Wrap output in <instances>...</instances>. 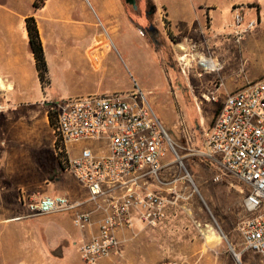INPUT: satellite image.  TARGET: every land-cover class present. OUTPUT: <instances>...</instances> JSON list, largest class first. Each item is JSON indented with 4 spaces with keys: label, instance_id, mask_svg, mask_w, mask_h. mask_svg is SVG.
<instances>
[{
    "label": "rangeland",
    "instance_id": "obj_1",
    "mask_svg": "<svg viewBox=\"0 0 264 264\" xmlns=\"http://www.w3.org/2000/svg\"><path fill=\"white\" fill-rule=\"evenodd\" d=\"M20 1L22 11H32L29 0ZM227 1L220 0L218 5L225 6ZM148 4L153 5L150 0ZM98 5L96 0H50L41 9L38 18L46 44L48 74L43 83L37 81L35 61L33 64L26 46L18 67L28 70L27 89L33 93L13 97V104L18 109L14 110L16 117L22 115L21 118L29 119L30 116L27 117L21 108L31 103L30 108L36 111L35 118L41 120L37 113L38 106L42 112L46 109V102L53 98L46 95L47 91L44 90L47 88L64 98L93 93L98 89L103 93L135 92L143 95L175 145L178 157L170 153L166 161L173 163L166 167L168 170L164 175L163 171L158 173V180L168 185L159 183L154 176L151 178L153 182H149L164 189L166 194L161 196L167 200L177 195V202L168 208L167 215L183 219L182 225L193 234V240L204 242L206 237H216L221 240L227 253L229 248L233 250L232 245L236 251H241L243 245L237 224L247 216L244 208L247 187L224 176L215 181L214 178L220 174L216 164L205 162L194 154L203 151L204 141L219 109V103L205 102L201 95L212 90L217 78L222 80L223 87L225 78H229L232 84L242 82L244 87L264 76L263 11L261 14L255 4L247 5L246 12L250 8L253 10L250 11L251 15H245V20L255 18L258 25L240 45L233 44L229 36L223 35L230 33V30L222 28L208 44L199 47L196 44L193 51L185 47L187 51L179 53L180 48L170 43L163 33L168 23L160 20L155 10L147 22L140 20L143 29H139V32L145 36L151 48L149 50L139 38H135L133 29L119 24L118 31L114 30L108 24L110 18L101 13ZM129 12L138 21L137 16ZM223 13L221 20L223 24H228L231 16ZM147 25H151L157 33H147L144 29ZM216 39H222L226 45H214ZM196 53L203 55L197 57ZM204 57L211 58L221 70L204 72L202 68H213L207 66L206 61L199 60ZM38 87L42 89V96ZM60 97L56 96L58 100ZM181 120L185 122L188 134L183 132ZM45 128L47 126L39 129L42 141L46 140ZM84 147L106 148L102 142L91 141L71 145L73 154ZM59 175L67 182L76 183L84 191L83 198L88 197L87 191L71 173L60 170ZM224 179L231 183L232 188H228ZM63 180L48 184L50 188L53 185L58 187ZM20 211L21 208L19 214ZM64 214L27 217L14 222L1 219L0 264H83L78 255L80 240L76 237L79 231L72 225L71 213ZM231 257L232 264H240V261L245 264L247 257L260 259L252 252L243 254L240 259ZM258 262L261 264L260 260Z\"/></svg>",
    "mask_w": 264,
    "mask_h": 264
},
{
    "label": "built area",
    "instance_id": "obj_2",
    "mask_svg": "<svg viewBox=\"0 0 264 264\" xmlns=\"http://www.w3.org/2000/svg\"><path fill=\"white\" fill-rule=\"evenodd\" d=\"M246 9L244 5L233 6L231 21L223 27L230 30L223 35L235 45H240L258 25L255 18L245 20ZM203 59L214 66L207 70L201 67L204 72L221 70L211 58ZM222 88L223 82L217 78L212 90L201 95L205 102L219 103V109L203 151L194 155L216 164L220 174L215 181L224 176L247 187V216L237 224V231L244 251L257 254L264 264V76L220 99ZM46 110L58 162L87 191L88 197L80 202L65 194H23L20 204L27 217L71 213L72 225L80 232L92 225V212L82 210L85 204H91L101 218L97 234L78 245L81 262L99 264L106 258H120V231L132 230L137 222L158 227L168 208L177 202L176 194L167 200L149 189L152 176L158 180V173L163 170L162 161L170 153L177 157L175 145L145 97L135 92L49 100ZM180 126L188 134L183 120ZM86 141L104 143L105 152L84 147L72 156L70 146Z\"/></svg>",
    "mask_w": 264,
    "mask_h": 264
},
{
    "label": "crops",
    "instance_id": "obj_3",
    "mask_svg": "<svg viewBox=\"0 0 264 264\" xmlns=\"http://www.w3.org/2000/svg\"><path fill=\"white\" fill-rule=\"evenodd\" d=\"M34 1L29 0L32 5V11L26 12L21 10L20 0H0V96L3 97L0 99V221L1 219H6L14 222L27 218L26 210L19 201L20 196L23 194L34 197L65 194L73 201L80 202H84L87 199V197L83 198L84 191L76 183L67 182L59 175L60 170L65 171L56 157L53 130L47 110L44 109L41 112L38 106L37 113L41 120L35 118L36 111L30 108L32 107L31 103H26L21 108L27 117L28 115L30 116L29 119L21 118L22 115L17 118L16 112H14L16 104H13V97L26 96L33 93V91L30 92L27 89V86H29L27 79L30 77L28 70L24 67H18L22 63L21 57L25 55V47L27 46L29 49L25 29V19L29 16H34L36 19L45 60L48 61L45 39L43 38L42 26L38 16L41 9L46 7L50 0H46L44 5L37 10L33 8ZM96 1L99 2L98 6L101 13L110 18L108 24L114 30L118 31L119 24H122L125 28L133 29L135 38H139L138 40L141 41L145 48L151 49L145 36L139 32V29H143L142 23L132 18L123 0ZM150 1L156 11L155 15L160 20L168 23L166 28H163V33L170 43L180 48L179 53H183L182 51L184 50L187 51L185 47H189L193 51L196 44L199 47L208 44L210 39H214V35L220 33L219 31L226 24H223L221 20L224 15L223 12L232 16L231 10L233 6L244 5L247 7V5L255 4L258 6L257 10L261 11V14L262 11L264 13V0H229L225 6L218 5L220 0ZM64 8L72 10L70 7ZM251 9L246 14L251 15ZM213 44L223 46V44L226 45V42L222 39H216ZM28 53L34 64L30 50ZM187 55L190 56L191 54ZM195 55L201 57L203 54L196 53ZM200 60L206 61L203 58H200ZM36 79L39 82L37 73ZM225 79L224 87L219 92V97L234 93L244 85L242 82L232 84L229 78ZM39 90L42 96V89L39 88ZM44 91H47V96L53 97L49 100H58L56 96L60 97L57 94H53L50 88ZM95 91L80 96L106 93H103L101 89ZM62 97L60 98L62 99ZM43 126H47L45 128L47 130L45 141H42L39 137V129H42ZM70 150L74 157L80 152L73 154L71 146ZM94 150L97 153L105 152L103 148ZM167 158L162 162L163 175L168 170L166 167L173 163L172 161H166ZM203 160L211 163L209 160ZM55 180H58V182L63 180L61 186L54 187L53 185L50 188L48 183L52 182L54 184ZM224 182L228 185V188H232L231 183L226 181V179H224ZM42 185L44 186L42 187ZM149 189L159 195L166 194L164 189L154 185H150ZM82 208L83 211L92 212V225L89 229L78 232L76 238L80 242L89 240L91 236L97 234L98 222L101 218L100 213L93 212L91 204H85ZM168 213L169 210L167 211ZM62 215L65 214L62 213ZM70 215L72 221V214ZM59 223L60 221L58 220ZM183 223V219L169 215L156 228L145 227L137 222L132 230H122L118 233V238L122 242V256L120 258L103 259L99 264H161L164 261L177 264H232L231 256L236 257L238 255L240 259L243 254L250 253L244 251V249L238 252L234 249V245H232L233 250L229 248V253H227L221 240L216 237H206L204 242L193 240V234L185 230ZM225 229L229 230L228 228ZM254 258L255 260L252 257L245 258V264H259V257Z\"/></svg>",
    "mask_w": 264,
    "mask_h": 264
},
{
    "label": "trees",
    "instance_id": "obj_4",
    "mask_svg": "<svg viewBox=\"0 0 264 264\" xmlns=\"http://www.w3.org/2000/svg\"><path fill=\"white\" fill-rule=\"evenodd\" d=\"M45 1L46 0H35L33 8L35 10L40 9L44 5ZM25 29L28 37V47L35 61V69L38 74V79L41 83H43L48 74V67L34 16H29L25 19Z\"/></svg>",
    "mask_w": 264,
    "mask_h": 264
},
{
    "label": "flooded vegetation",
    "instance_id": "obj_5",
    "mask_svg": "<svg viewBox=\"0 0 264 264\" xmlns=\"http://www.w3.org/2000/svg\"><path fill=\"white\" fill-rule=\"evenodd\" d=\"M134 1H135L134 5L126 4L128 10L132 11V13H134V15L137 16L138 22H140V20H144L147 22L149 17L154 14L153 5L148 4L149 0H134ZM144 29H146V32L149 33L150 35H154L155 33H157L156 30L151 25H147L146 27H144Z\"/></svg>",
    "mask_w": 264,
    "mask_h": 264
},
{
    "label": "water",
    "instance_id": "obj_6",
    "mask_svg": "<svg viewBox=\"0 0 264 264\" xmlns=\"http://www.w3.org/2000/svg\"><path fill=\"white\" fill-rule=\"evenodd\" d=\"M126 4L129 5H134L135 1L134 0H123Z\"/></svg>",
    "mask_w": 264,
    "mask_h": 264
},
{
    "label": "bare ground",
    "instance_id": "obj_7",
    "mask_svg": "<svg viewBox=\"0 0 264 264\" xmlns=\"http://www.w3.org/2000/svg\"><path fill=\"white\" fill-rule=\"evenodd\" d=\"M206 64H207V66L212 65L211 63H208V62H206ZM236 257L238 258V255H236Z\"/></svg>",
    "mask_w": 264,
    "mask_h": 264
}]
</instances>
